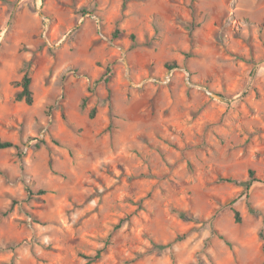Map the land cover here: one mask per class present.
Instances as JSON below:
<instances>
[{
    "label": "rangeland",
    "instance_id": "1",
    "mask_svg": "<svg viewBox=\"0 0 264 264\" xmlns=\"http://www.w3.org/2000/svg\"><path fill=\"white\" fill-rule=\"evenodd\" d=\"M0 138V264H264V0H0Z\"/></svg>",
    "mask_w": 264,
    "mask_h": 264
},
{
    "label": "trees",
    "instance_id": "2",
    "mask_svg": "<svg viewBox=\"0 0 264 264\" xmlns=\"http://www.w3.org/2000/svg\"><path fill=\"white\" fill-rule=\"evenodd\" d=\"M123 1H124V4H126V2L128 0H123ZM117 33H118V30H116L114 32V35H117ZM169 68L171 69V66H169ZM107 71L108 72L105 73V76H106L105 78L106 79H108L111 70L108 69ZM31 83H32V78L29 75V73L26 72L23 75L22 79L19 81V85L21 86V90L16 93V99L18 101L24 100L27 104H32L33 103L34 97H33V91L31 89ZM94 114H95V109H93L90 112V116L93 117ZM14 146L15 145H14V143L12 141L4 140V139H1L0 138V149H7V148L14 147ZM250 173L253 174L254 172L253 171H250ZM221 180H224V181H232L231 178H222ZM235 219H236L237 222H240L241 218H240V216H239L238 213H236Z\"/></svg>",
    "mask_w": 264,
    "mask_h": 264
},
{
    "label": "water",
    "instance_id": "3",
    "mask_svg": "<svg viewBox=\"0 0 264 264\" xmlns=\"http://www.w3.org/2000/svg\"><path fill=\"white\" fill-rule=\"evenodd\" d=\"M212 95H213L214 97H216V98H219V97H220L219 94H217V93H212Z\"/></svg>",
    "mask_w": 264,
    "mask_h": 264
}]
</instances>
